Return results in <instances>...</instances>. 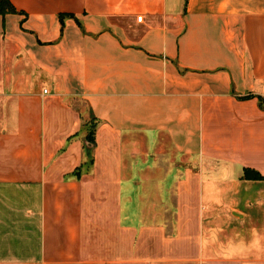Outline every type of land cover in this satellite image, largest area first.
I'll use <instances>...</instances> for the list:
<instances>
[{"label": "crops", "instance_id": "1", "mask_svg": "<svg viewBox=\"0 0 264 264\" xmlns=\"http://www.w3.org/2000/svg\"><path fill=\"white\" fill-rule=\"evenodd\" d=\"M8 1L0 264H264V0Z\"/></svg>", "mask_w": 264, "mask_h": 264}, {"label": "trees", "instance_id": "2", "mask_svg": "<svg viewBox=\"0 0 264 264\" xmlns=\"http://www.w3.org/2000/svg\"><path fill=\"white\" fill-rule=\"evenodd\" d=\"M5 12L17 13L15 8L9 3L8 0H0V14ZM89 124V131L87 133L86 139L88 142L93 144L94 124L92 121Z\"/></svg>", "mask_w": 264, "mask_h": 264}, {"label": "built area", "instance_id": "3", "mask_svg": "<svg viewBox=\"0 0 264 264\" xmlns=\"http://www.w3.org/2000/svg\"><path fill=\"white\" fill-rule=\"evenodd\" d=\"M136 20L138 21V22H141V20H142V17L141 16H138L137 18H136ZM44 93H46V91L44 90Z\"/></svg>", "mask_w": 264, "mask_h": 264}]
</instances>
